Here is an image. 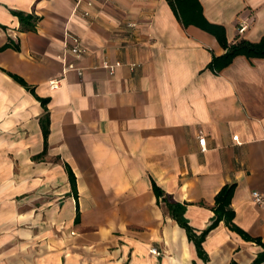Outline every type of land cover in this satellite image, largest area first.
Here are the masks:
<instances>
[{"label": "crops", "instance_id": "crops-1", "mask_svg": "<svg viewBox=\"0 0 264 264\" xmlns=\"http://www.w3.org/2000/svg\"><path fill=\"white\" fill-rule=\"evenodd\" d=\"M196 1L229 44L264 36V0ZM77 2L0 0V264H255L225 219L199 254L153 182L198 235L233 185L234 223L264 241V58L216 72L226 49L177 0Z\"/></svg>", "mask_w": 264, "mask_h": 264}, {"label": "trees", "instance_id": "trees-1", "mask_svg": "<svg viewBox=\"0 0 264 264\" xmlns=\"http://www.w3.org/2000/svg\"><path fill=\"white\" fill-rule=\"evenodd\" d=\"M178 3L182 7H189L192 14L191 16L196 17V22L200 24L204 29L212 32L217 36L220 43L223 45V47L226 49V52L220 56H216L213 58L212 62L210 63V68L214 69L216 72L220 71L224 67L228 66L232 60L237 55H246L247 57H262L264 58V36L259 42H251L246 39H241L237 41L236 43L229 44L225 38V28L221 25L212 24L204 20L203 22L198 19V13L195 9L196 7V0H195V7L190 4V0H177ZM23 18V17H22ZM22 83L24 81L22 79H19ZM69 174L73 183V186L76 188V182H75V176L73 171L70 169ZM233 185H226L224 186L220 192L216 196V205H215V213L216 216L213 220V222L209 225L208 228H206L201 234H197L193 227L189 224L187 219L185 218V210L186 206L185 204L179 203L174 201L170 196H166L165 192L161 187H159L156 182H153V189L154 192L160 200V198L165 201L170 214L172 217L177 220L180 226L185 228L188 237L191 241L195 243L197 246L199 254H203V247L202 242L206 238L207 234L215 228L218 223L225 219L226 223L230 226L231 229L239 232L240 234L244 235L246 238L253 240L257 242L258 244L262 245L264 248V241L261 238H253L247 235L243 229H241L238 225H236L233 221L234 218V211L230 207L231 204V197L233 193ZM264 261V250L259 254L258 258L255 261V264Z\"/></svg>", "mask_w": 264, "mask_h": 264}, {"label": "built area", "instance_id": "built-area-1", "mask_svg": "<svg viewBox=\"0 0 264 264\" xmlns=\"http://www.w3.org/2000/svg\"><path fill=\"white\" fill-rule=\"evenodd\" d=\"M96 0H78L77 2V7L83 3L86 2L89 6H93V2ZM77 10V9H76ZM83 15L85 17H89L91 15L89 10H85L83 11ZM247 29V25L245 23H241L240 27H239V31L243 32ZM70 39L72 41V45L70 47V52L76 57V58H80L82 57L86 52L87 49L84 47V45L82 44V41L79 37L74 36V35H70ZM120 63L117 62L115 64H110V63H105V66L110 70V73H114L115 68L117 66H119ZM70 70H75L77 71L79 74L83 73V69L78 67L74 62L72 63H68L65 67V74L70 71ZM63 78H55L52 79L50 81V87L52 89H58L61 86V82H62ZM199 142L202 145V147L204 148L205 146V142H206V138L205 137H200L199 138ZM252 198L253 200L259 204L264 206V192H260V191H253L252 192ZM155 251V249H154Z\"/></svg>", "mask_w": 264, "mask_h": 264}]
</instances>
